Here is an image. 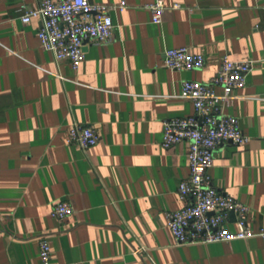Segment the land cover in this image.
Returning <instances> with one entry per match:
<instances>
[{
    "label": "crops",
    "instance_id": "crops-1",
    "mask_svg": "<svg viewBox=\"0 0 264 264\" xmlns=\"http://www.w3.org/2000/svg\"><path fill=\"white\" fill-rule=\"evenodd\" d=\"M39 1L0 0V264H41V236L50 264H264L258 236L174 243L166 213L184 205L188 143L161 146L164 121L195 114L183 81H209L224 56L252 61L223 108L248 141L220 144L208 173L264 232V0H162L160 23L143 7L156 0H89L126 7L111 13L108 41L84 45L77 70L41 47L39 19L21 22ZM179 47L203 54L204 67H164V51ZM74 122L93 127L97 144H68ZM57 201L74 209L63 222L51 216Z\"/></svg>",
    "mask_w": 264,
    "mask_h": 264
},
{
    "label": "built area",
    "instance_id": "built-area-1",
    "mask_svg": "<svg viewBox=\"0 0 264 264\" xmlns=\"http://www.w3.org/2000/svg\"><path fill=\"white\" fill-rule=\"evenodd\" d=\"M125 7V1L95 4L89 0H40L34 7H23L20 19L23 24L33 18L39 19L37 38L41 47L56 61L68 60L71 67L77 70L84 59V45L108 41L114 28L111 13ZM143 7L151 12L152 23H160L167 9L162 0ZM204 65V55L192 53L187 47L164 51L163 66L170 70L202 69ZM252 65V61H232L224 56L219 70L209 81H183L179 96L192 103L195 114L163 122V148L182 141L188 143L186 157L189 173L178 186V197L184 205L166 213L167 229L177 245L229 242L255 236L264 239V232L255 233L247 225L248 207L216 190L208 173L220 144L242 145L248 141L238 119L225 114L223 108L235 98L232 92L244 87ZM216 87H221L222 93H216ZM98 140L99 135L91 126L74 122L69 127L68 144L89 150ZM231 212L234 214L235 231L225 227L231 221ZM73 213L74 209L67 201H57L51 208V216L60 222ZM38 249L41 264H50L51 249L44 236L38 238Z\"/></svg>",
    "mask_w": 264,
    "mask_h": 264
},
{
    "label": "water",
    "instance_id": "water-1",
    "mask_svg": "<svg viewBox=\"0 0 264 264\" xmlns=\"http://www.w3.org/2000/svg\"><path fill=\"white\" fill-rule=\"evenodd\" d=\"M233 217H234V214H233V212H231V213H230V218L233 219Z\"/></svg>",
    "mask_w": 264,
    "mask_h": 264
}]
</instances>
